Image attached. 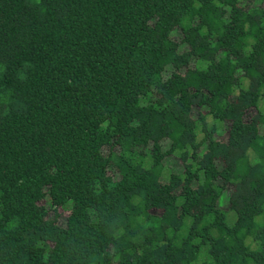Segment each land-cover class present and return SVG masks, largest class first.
Listing matches in <instances>:
<instances>
[{
    "label": "trees",
    "instance_id": "1",
    "mask_svg": "<svg viewBox=\"0 0 264 264\" xmlns=\"http://www.w3.org/2000/svg\"><path fill=\"white\" fill-rule=\"evenodd\" d=\"M0 264H264V0H0Z\"/></svg>",
    "mask_w": 264,
    "mask_h": 264
},
{
    "label": "rangeland",
    "instance_id": "2",
    "mask_svg": "<svg viewBox=\"0 0 264 264\" xmlns=\"http://www.w3.org/2000/svg\"><path fill=\"white\" fill-rule=\"evenodd\" d=\"M262 130H263V127L261 128ZM229 190V188H227V191ZM223 197H222V199H221V201H222V204H221V206H226V204H227V201H223Z\"/></svg>",
    "mask_w": 264,
    "mask_h": 264
}]
</instances>
